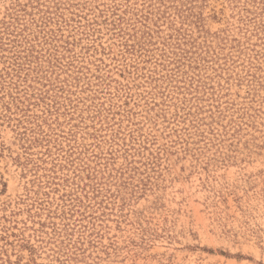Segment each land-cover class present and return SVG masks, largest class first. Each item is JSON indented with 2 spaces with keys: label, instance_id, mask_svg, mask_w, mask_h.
<instances>
[{
  "label": "rangeland",
  "instance_id": "obj_1",
  "mask_svg": "<svg viewBox=\"0 0 264 264\" xmlns=\"http://www.w3.org/2000/svg\"><path fill=\"white\" fill-rule=\"evenodd\" d=\"M0 264H264V0H0Z\"/></svg>",
  "mask_w": 264,
  "mask_h": 264
}]
</instances>
